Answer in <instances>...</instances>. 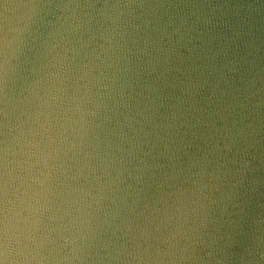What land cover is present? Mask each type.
I'll return each instance as SVG.
<instances>
[{
  "label": "water",
  "instance_id": "water-1",
  "mask_svg": "<svg viewBox=\"0 0 264 264\" xmlns=\"http://www.w3.org/2000/svg\"><path fill=\"white\" fill-rule=\"evenodd\" d=\"M0 264H264V0H0Z\"/></svg>",
  "mask_w": 264,
  "mask_h": 264
}]
</instances>
